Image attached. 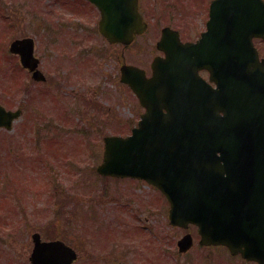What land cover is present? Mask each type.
Returning <instances> with one entry per match:
<instances>
[{
	"label": "water",
	"instance_id": "obj_1",
	"mask_svg": "<svg viewBox=\"0 0 264 264\" xmlns=\"http://www.w3.org/2000/svg\"><path fill=\"white\" fill-rule=\"evenodd\" d=\"M90 1L110 43L129 45L144 30L137 0ZM253 38L264 39L262 0H215L195 44L163 29L157 48L166 59L154 61L153 78L122 69L124 82L134 71L131 87L145 113L130 136L104 138L97 172L146 180L165 194L172 224L194 223L202 243L264 264V60ZM202 68L216 89L197 75ZM16 117L0 107V127ZM64 248L36 243L33 264H71Z\"/></svg>",
	"mask_w": 264,
	"mask_h": 264
},
{
	"label": "rangeland",
	"instance_id": "obj_2",
	"mask_svg": "<svg viewBox=\"0 0 264 264\" xmlns=\"http://www.w3.org/2000/svg\"><path fill=\"white\" fill-rule=\"evenodd\" d=\"M1 1L6 2L8 0H0V4ZM25 1L26 0H18L17 2L16 0V3L17 5H20ZM167 1L171 3V6L166 8L164 4ZM209 1L210 0H147L151 8V15L149 16L150 24H148L149 29L144 35L137 38L136 41L128 48V50H125L124 56L126 57V62L141 66H143L142 64H146L143 67L149 68L153 58L158 55L155 44L159 40L161 28H163L168 23L166 17L167 14L171 13L170 10H173L174 13L178 14L179 16L178 25L176 26L182 30V39L189 41L197 39L199 37V33L204 30V22L207 20L206 7L208 9ZM45 2L46 0H42V3L40 4L44 5ZM169 3H167V5ZM29 5L30 4H24L20 8L25 12L26 7ZM28 8L31 9V7H27V9ZM19 14L24 15L22 12H19L16 15L15 13H12L11 18H8V20L15 22V19ZM5 21V19L0 18V25H2ZM87 21L90 24L93 23V19L88 18ZM93 41H95L99 46L103 47L102 56L105 55L106 47L108 48L106 54H113L112 51L114 48L108 47L105 41L99 35H93ZM256 45L258 49H262L261 54L263 55L264 45H259L258 43H256ZM109 60L111 64H114L113 60ZM4 64L8 65V62H5ZM2 66L3 65L0 63V67ZM102 72H105V70L102 69ZM82 76L84 77L82 78L84 83L79 87L83 94L80 93V96L76 95L77 98L80 97L77 99V105L80 107L79 109L83 110V108L92 103H96L97 101L99 104L97 107H95L96 111L93 112L95 116H91V122H88L84 116L81 117L80 115H72L71 119L78 126L75 127V129H71L73 131L70 130L63 140L67 143L66 147L63 149L64 151L67 150L66 155L64 156L65 158L74 156L76 161L83 160L85 162H90L89 159L92 158L98 164L102 155V138L108 134H117L118 132L122 131L119 128H122L124 125L122 122H117V117L119 116L118 118L126 120L128 117L131 118L133 115L134 121L136 123L142 109L140 108L136 97H133V104H130L131 101L129 99H125L124 95L126 90L116 79L107 81L102 80V84L96 92H99L100 97L95 98L94 95L96 93L92 91V88H94L95 85V77L93 76L90 67L86 66L84 68V74H82ZM85 78L88 79V82L85 80ZM12 87L15 88V85ZM72 88L73 87L70 86L68 89ZM6 99L10 101L11 107L15 106V99L12 103V99ZM96 116L99 120L103 121L102 125H100V122L95 120ZM75 118H78L79 121H76ZM81 120H85V126L82 124ZM21 130L22 129H20V125L15 122L11 131L4 132V134L0 133V142L6 140L5 143H7L5 148H2L0 144V164L7 163L6 169L10 170V168H12L14 171V167H12L11 164H16L17 169H19L23 162V165H26L24 177H27L31 172L29 166L30 168L40 169L38 162L40 161V155H38L39 152L36 154L35 148L32 145V136H29L26 131L20 132ZM82 137H84L86 141H90L88 142L90 144V148H87L84 152L85 154H89L88 158H85L84 153L81 151L79 152L76 148V145L81 142ZM22 143H24V145ZM19 145H21V147ZM41 149L42 148L39 147V150ZM91 151H93L92 155L98 158L90 157ZM26 157L31 158L28 159ZM33 157H36L38 163H32L31 159ZM47 161L51 165L52 171H49V173L51 178L54 179V181L52 179V186L54 188L45 187L44 181H46V179L44 178L43 180L40 173H37L34 176V178H38L37 181L20 179L18 178L19 175L17 173V175L13 173L11 176L12 178H10V184L5 186L4 183H7V181L4 182L0 180V183H3L0 184V189H2L0 192V204L3 206V208L0 209V213L8 216V219L11 220L18 219L22 215L18 212L19 214L16 215L17 217L12 216V213H16V210L13 211L11 209L10 205L13 202L10 201L11 197L8 195L11 192H17L19 189H21L18 201L23 206L26 219L28 221H38V229L40 228L41 220L43 223L47 222V226H44L45 228L41 229L40 231L44 236L62 239L65 242L76 246L78 258L74 264H113L118 261H125L128 264H144L143 262H140L141 260L136 262L134 256H132L128 251L130 248H127V245L121 247L120 249L113 246L115 250L111 248L109 249V252L107 250L104 251L105 248H102L103 252L100 259L97 258L96 255H92V253H94L96 250L95 246L91 247L92 244L90 243L92 237H94L92 231L93 228L95 229L97 224L100 222H98L99 219L97 218V221H94L95 223L91 222L87 227L83 226L85 222L82 221L83 215L86 214V216L89 218L90 213H94V216L98 215L104 223H106L105 221H107L108 218H111V221H113V219L116 217L115 209L110 211L113 207V204H104V200L101 201V199H109L111 196L117 193V190H120V192H124L125 190L129 191L133 188L134 182L128 181L127 179L123 181L120 180L119 182L110 179L98 180L96 187L98 189L100 188V185H103V187H108L109 194L105 193L104 189H100L96 192L94 188L89 189L92 191L91 194H89V192L85 194L82 192L76 193L73 190V187L70 186L73 185L74 182H77V176L75 172L78 174V171L74 172L72 170L71 163H73V161L65 164L64 161L60 162L57 157L55 158L54 162H51L49 159H47ZM96 163L94 165H96ZM80 166L84 168L85 163L80 164ZM76 170L78 169L76 168ZM37 172L39 171L37 170ZM30 183H32V187L35 188L32 190V192L30 191L31 188L29 189L31 186ZM35 183H37L39 187H34L33 184ZM12 186H16L18 190L15 191V188H12ZM135 187L138 186L135 185ZM142 188L145 187H141V189ZM127 192L120 195L119 198L115 197L112 202L116 203L129 200L131 199V195H134L133 197L135 199V195H137L135 192L133 194H128ZM143 192L144 195L146 194L147 196H151L152 194V192L147 191V188H145ZM137 193L139 192L137 191ZM143 197L144 196L142 194H138L136 203L135 200H133L130 201V205H133L134 209L139 210L138 215L140 217L141 224L146 227V238H144L145 242L142 245L143 248L145 246L149 250H154L157 247L158 250L159 242L156 240V237H170L172 235L178 234L179 232L175 231L174 229H169L164 225V220L161 213H156L155 217L152 218L149 215L147 209L139 205L141 200H146ZM107 202L109 201H106V203ZM46 208L51 210L53 209V214L52 212L49 213ZM117 211L119 212L121 210L118 209ZM121 214L123 213L121 212ZM143 218H147L146 223H144L145 221L142 220ZM116 223L117 220L112 222L111 227L116 228ZM89 225L92 228H89ZM117 228H119V226ZM31 232V230H20L17 232V235L13 234L10 237L3 235L0 237V239H3L0 242V253L2 250L9 260L11 259L13 262L18 260V264H25L26 259L30 254L31 245H29L28 242H30ZM1 234L2 232L0 231V235ZM120 243L122 245L125 244L124 242L122 243V241ZM161 244H166L167 247L171 246V242L168 240L163 241ZM102 247H104V245H102ZM150 247L152 248L150 249ZM99 248L100 246L97 245V250ZM1 261L3 263H1ZM0 264H4L3 258L1 256Z\"/></svg>",
	"mask_w": 264,
	"mask_h": 264
},
{
	"label": "flooded vegetation",
	"instance_id": "obj_3",
	"mask_svg": "<svg viewBox=\"0 0 264 264\" xmlns=\"http://www.w3.org/2000/svg\"><path fill=\"white\" fill-rule=\"evenodd\" d=\"M167 3L169 2L167 1L164 4L166 8L171 6V3L168 5ZM27 7H31V9H27ZM27 7L25 12L20 7L17 8L15 15L19 12L24 15L19 14L16 17L13 30L10 28L5 30L13 32L15 37L8 39V41L5 39V62H9L11 65L9 72L6 71L5 74L0 75V104L6 110L15 108L14 110L20 111V116L16 120L20 125V129H22L20 132L26 131L29 136H32V145L44 147L42 151L47 154L48 158L54 160V148L57 145L55 141H63L67 133L78 126L71 119L72 115L84 116L88 122H91V116H95L93 112L96 111L95 107L99 104L98 101H94L96 103L88 105V108L85 107L83 110H80L79 105H77V99L80 97L77 98L76 95L83 94L79 86L84 83L82 79L84 78L82 76L84 68L86 66L90 67L95 77V85L92 91L96 93L102 84V80L116 79L119 82L121 66L133 64L126 62L124 56L125 50H128L129 47L124 48L119 44L107 45L114 48L113 54L107 55L108 48L106 47L105 55L102 56L103 47L99 46L95 42L96 40L93 41V35H98L99 12L95 6L86 0H46L41 7L36 1H33ZM138 10L143 20L147 21L146 19H149L151 15V8L147 0H138ZM170 11L173 13H170L171 15L167 14L168 23L166 26L179 32L176 26L178 25L179 16L173 10ZM88 18L93 19V23H88ZM179 34L181 33L179 32ZM15 39L31 40V59L26 68L21 65L18 56L6 51L7 46L9 47L8 44ZM29 46L30 43H26V46L22 45V51H26ZM108 58L113 60L114 64H111ZM102 69L105 72H102ZM13 71L15 74L12 73ZM145 73L146 76L151 74L148 73L147 69H145ZM85 80L88 82L87 78ZM11 85H15V88ZM70 86L73 88L68 89ZM122 87L126 90L125 99H129L130 104H132V93L129 94L130 91L126 86L122 85ZM94 97L99 98V92ZM6 98L12 99L11 103L15 99V106L11 107L10 101ZM75 119L79 121L78 118ZM95 120L102 125L103 121L99 120L97 116ZM127 121L133 125L132 118L128 117ZM81 122L85 126V120H81ZM4 132L6 131L0 129V133L4 134ZM24 143L22 144L24 145ZM65 143L63 141V149L66 147ZM19 146L21 147V145ZM59 158H63V156H59ZM141 194L146 200H141L139 205L145 207L152 218L155 217L156 213H161L164 225L167 226V205L163 197L159 194L154 197L144 195V193ZM132 200L136 199L133 198ZM126 214L132 222L139 217V210L134 209L131 205ZM142 220L146 223L147 218ZM140 227L145 231V226ZM171 229L179 233L170 237H156L159 242L158 250L157 247L155 250H149L145 246L142 247L141 250L147 254L146 264H215V257L218 255L215 248L199 245L198 238L195 236H192L193 245L189 250L184 253L178 251L176 242L187 233V230L174 227ZM194 229L188 227V232H192ZM128 234L133 240L136 239L139 242L136 238L137 232L130 230ZM139 234L143 238L146 236L143 232H139ZM165 240L171 242V246L162 245L161 243ZM142 241L144 242L145 239ZM28 243L31 245V253L33 247L31 238ZM75 248L77 247L75 246ZM28 257L26 259L27 264H29ZM226 264L232 263L226 262ZM241 264L251 263L242 261Z\"/></svg>",
	"mask_w": 264,
	"mask_h": 264
}]
</instances>
